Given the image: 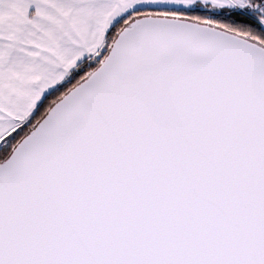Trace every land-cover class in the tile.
<instances>
[{"label":"snow or ice","instance_id":"6c2138e0","mask_svg":"<svg viewBox=\"0 0 264 264\" xmlns=\"http://www.w3.org/2000/svg\"><path fill=\"white\" fill-rule=\"evenodd\" d=\"M0 264H264V0H0Z\"/></svg>","mask_w":264,"mask_h":264}]
</instances>
